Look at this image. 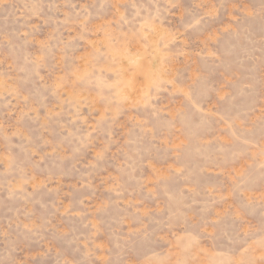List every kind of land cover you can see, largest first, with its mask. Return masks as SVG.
I'll list each match as a JSON object with an SVG mask.
<instances>
[{"label": "rangeland", "instance_id": "1", "mask_svg": "<svg viewBox=\"0 0 264 264\" xmlns=\"http://www.w3.org/2000/svg\"><path fill=\"white\" fill-rule=\"evenodd\" d=\"M0 264H264V0H0Z\"/></svg>", "mask_w": 264, "mask_h": 264}]
</instances>
